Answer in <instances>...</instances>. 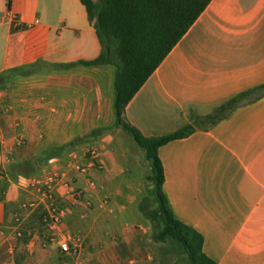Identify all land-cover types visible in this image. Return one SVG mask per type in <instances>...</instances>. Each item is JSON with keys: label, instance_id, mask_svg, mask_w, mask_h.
Masks as SVG:
<instances>
[{"label": "crops", "instance_id": "1", "mask_svg": "<svg viewBox=\"0 0 264 264\" xmlns=\"http://www.w3.org/2000/svg\"><path fill=\"white\" fill-rule=\"evenodd\" d=\"M99 41L79 0H0V72L39 59H94ZM112 66L75 65L45 72L18 70L0 86V264H16L22 222L43 206L35 180L72 164L61 230L75 246L34 232L23 264H188L176 245L154 241L139 211L149 187L144 150L112 126ZM264 83V0H211L125 106L144 136L174 132ZM236 100L219 119L158 148L162 192L174 217L203 237L216 264H264V95ZM102 128L96 136H87ZM85 136V137H84ZM82 138L53 155L37 174H9L10 164L39 149ZM97 149L91 159L86 149ZM29 204H34L29 206ZM43 209V208H42Z\"/></svg>", "mask_w": 264, "mask_h": 264}, {"label": "trees", "instance_id": "2", "mask_svg": "<svg viewBox=\"0 0 264 264\" xmlns=\"http://www.w3.org/2000/svg\"><path fill=\"white\" fill-rule=\"evenodd\" d=\"M85 7L100 45L99 54L91 60L52 63L37 60L26 66L0 72V86L9 74L18 70L42 69L56 72L75 65L112 66L114 68L113 126L120 127L144 150L151 173L148 189L139 203V211L148 219L152 238L157 242L171 241L181 251L188 264H216L202 249L203 237L196 230L176 219L162 192L164 173L158 148L174 139L186 137L197 128L219 119L236 100L253 92L264 95V83L254 90L221 105L212 113L197 118L191 124L160 136H144L125 117V106L153 73L169 51L185 34L211 0H79ZM9 0H7V5ZM102 128H95L87 136H96ZM85 137V136H84ZM82 138L66 144L39 149L30 158L8 166V172L37 174L53 155L64 152ZM0 180V192L5 187ZM0 194V200H3ZM48 218L38 207L22 222L16 240L15 263L23 264L29 255L26 243L34 232L44 241L48 238Z\"/></svg>", "mask_w": 264, "mask_h": 264}, {"label": "built area", "instance_id": "3", "mask_svg": "<svg viewBox=\"0 0 264 264\" xmlns=\"http://www.w3.org/2000/svg\"><path fill=\"white\" fill-rule=\"evenodd\" d=\"M86 154H88L91 159H96L97 149L93 146H89L86 149ZM67 172L83 174L87 183L93 185L91 178L87 176V167L76 163L70 164L63 172H53L49 175L47 182H41L40 180H35L34 182L42 197V208L46 212L48 218V240L56 241L59 251L63 254L71 253L74 251L75 246L70 243L69 239L63 237L61 225L63 224V218L67 210L65 207H58L55 204V191H57L59 186H62L67 189L71 197L78 198L80 195V192L69 189V184L64 178V174ZM33 205L34 204H29V206Z\"/></svg>", "mask_w": 264, "mask_h": 264}, {"label": "rangeland", "instance_id": "4", "mask_svg": "<svg viewBox=\"0 0 264 264\" xmlns=\"http://www.w3.org/2000/svg\"><path fill=\"white\" fill-rule=\"evenodd\" d=\"M112 126H113V124H112ZM125 134H126V138H127V140L129 141V142H132V144H134L136 147H138V145L135 143V141L131 138V136L130 135H128L126 132H125ZM139 148V147H138ZM142 150V149H141ZM52 264V263H51Z\"/></svg>", "mask_w": 264, "mask_h": 264}]
</instances>
